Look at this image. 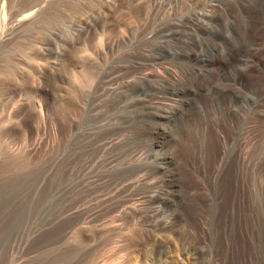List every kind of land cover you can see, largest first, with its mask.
Listing matches in <instances>:
<instances>
[{
  "label": "rangeland",
  "instance_id": "rangeland-1",
  "mask_svg": "<svg viewBox=\"0 0 264 264\" xmlns=\"http://www.w3.org/2000/svg\"><path fill=\"white\" fill-rule=\"evenodd\" d=\"M0 264H264V0H0Z\"/></svg>",
  "mask_w": 264,
  "mask_h": 264
},
{
  "label": "bare ground",
  "instance_id": "bare-ground-1",
  "mask_svg": "<svg viewBox=\"0 0 264 264\" xmlns=\"http://www.w3.org/2000/svg\"><path fill=\"white\" fill-rule=\"evenodd\" d=\"M187 20H189L190 21V19H187ZM176 21H180V20H175V22ZM202 23V22H201ZM174 25V24H173ZM175 25H178V24H175ZM177 34V33H176ZM173 36V35H172ZM171 36V37H172ZM175 36V35H174ZM165 37H167V36H165ZM169 37V36H168ZM176 37V36H175ZM167 39V38H166ZM169 53H171V52H169ZM170 55V54H169ZM3 70V69H2ZM9 70V69H8ZM7 74V73H6ZM19 77V76H18ZM141 93V96H143V93L145 92V89H143L142 87H141V89H135L134 88V91H132L131 93L134 95V100H135V102H134V105H136V104H142L141 103V101H142V99H141V96H137V95H135V94H137V93ZM145 101V100H144ZM140 106V105H139ZM139 106H136V107H139ZM135 107V106H134ZM140 111V110H139ZM138 112V111H137ZM143 112V111H142ZM144 114V113H143ZM146 121V120H145Z\"/></svg>",
  "mask_w": 264,
  "mask_h": 264
}]
</instances>
